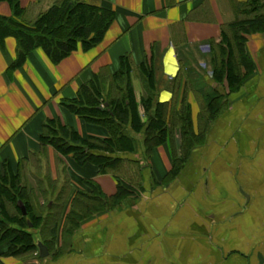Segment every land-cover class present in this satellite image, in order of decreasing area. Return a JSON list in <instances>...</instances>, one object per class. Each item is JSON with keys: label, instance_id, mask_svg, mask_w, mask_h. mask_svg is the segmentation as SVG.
<instances>
[{"label": "crops", "instance_id": "1", "mask_svg": "<svg viewBox=\"0 0 264 264\" xmlns=\"http://www.w3.org/2000/svg\"><path fill=\"white\" fill-rule=\"evenodd\" d=\"M53 1L20 0L23 20L32 7L40 6L32 14L35 19ZM82 1L116 12L92 49L74 51L57 64L35 49L10 76L6 68L15 57V39L7 37L0 49V167L8 161L14 172L19 170L43 217L47 211L41 205L60 196L63 212L55 222L60 230L71 197L78 190L89 191L84 180L109 197L116 192V175L132 191L110 211L81 221L68 238L57 231L45 257L38 250L5 255L9 240L0 241V264H264V26L244 34L251 71L203 125L202 141L189 149L182 147L177 124L149 156L140 148L142 134L131 131L136 148L115 153L125 162L114 174L99 173L91 163L78 165L71 155L38 140L49 118L82 137L107 136L103 126L84 121L61 102L75 97L92 74L117 70L122 54L131 59L141 120L146 117L138 65L146 61L154 69L155 100L168 102V112L188 109L196 134L207 96L227 92L225 83L212 78L211 41H220L221 30L228 33L227 24L253 18L257 10L264 13V0ZM10 14L8 3L0 1V15ZM175 160L182 163L171 174ZM127 163L136 167V176L123 171ZM29 231L36 244L42 242L38 229Z\"/></svg>", "mask_w": 264, "mask_h": 264}, {"label": "trees", "instance_id": "2", "mask_svg": "<svg viewBox=\"0 0 264 264\" xmlns=\"http://www.w3.org/2000/svg\"><path fill=\"white\" fill-rule=\"evenodd\" d=\"M0 1L8 3L11 9L9 16L0 15V49H4L7 37H13L16 43L15 57L6 68L7 76L21 68L28 54L35 49H40L53 64L59 63L74 51L86 52L92 49L103 40L116 16L115 10L107 5L82 0H54L32 22H26L23 20L25 9L20 0ZM256 1L252 0V3L255 4ZM248 23L254 25L248 28ZM263 26L264 13L257 10L253 18L227 24L229 31L226 33L221 30L219 42L211 41L212 78L217 83H225L227 92H215L207 96L203 115L200 116L203 125L214 119L227 104V93L238 90L248 77L251 69L244 50V34ZM118 61L117 70L108 75L104 72L92 74L87 82L79 86L75 97L61 102L66 109L84 121L103 126L107 136L82 137L72 127L62 124L56 118H49L42 124L38 136L40 145H50L61 155H71L78 165L91 163L99 173L115 174L124 161L115 153L134 152L136 148V139L130 135L131 131L142 134V144L147 156L166 141L170 132L169 125L172 123L171 112L167 111L168 102L155 100L153 66L146 61L138 65L144 91L140 105L146 117L142 121L130 78L131 59L128 54H122ZM107 78L108 89L105 87L106 82H103ZM175 118L179 123L182 147L189 149L202 141L204 129L196 134L192 132L188 109L181 110ZM181 163V160L174 161L171 174L176 173ZM114 176L117 181L116 192L109 197L102 195L93 181L84 180L89 191L78 190L71 197L70 208L62 224V235L72 234L80 222L90 216L120 205L132 188L123 179ZM60 199L58 195L49 206L47 202L41 205L47 211V215L43 217L39 208L34 205L30 188L21 183L19 170L14 172L8 161L1 164L0 241L9 240L5 255L20 256L38 250L29 229H38L41 241L49 250L53 249L55 238L51 229L58 218V213L54 214L53 211L63 207ZM18 201L24 204L25 215L21 213ZM56 254H60V250Z\"/></svg>", "mask_w": 264, "mask_h": 264}, {"label": "rangeland", "instance_id": "3", "mask_svg": "<svg viewBox=\"0 0 264 264\" xmlns=\"http://www.w3.org/2000/svg\"><path fill=\"white\" fill-rule=\"evenodd\" d=\"M87 1V0H86ZM88 1H90V0H88ZM92 1V0H91ZM39 7L40 6H38V7H36V6H34V7H32L31 9H29L28 11H27V13H26V15H25V17H24V21H26V22H32L33 20H34V16L32 15L33 14V12L35 11V10H37V9H39ZM40 11V10H39ZM100 72H103V71H100ZM108 79L109 78H107V81H103V82H106V85H105V87H106V89H108V87H109V81H108ZM184 101L182 100V102L181 103H183ZM181 107H182V105H181ZM184 109V108H183ZM182 109V110H183ZM175 111L176 112H174L172 109H171V114H170V118H171V122L172 123H170V125H169V128H170V133H172V131H173V126L175 125V124H179L178 123V121H177V119L175 118V116H178V113H179V110H176L175 109ZM203 115V114H202ZM196 124H197V130L196 131H201V130H203V122H202V120H201V118L200 117H197V121H196ZM140 148H144V146H143V144H142V147H140ZM145 152V151H144ZM125 161H123L122 162V164L124 163ZM123 169V171H127L128 170V172H129V174H131V175H133V174H135V176H136V171H135V169H136V167L135 166H132L131 164H126V165H124V167L122 168ZM127 173V172H126ZM122 174H123V172H122ZM133 182H135V177L133 176ZM49 181V180H48ZM132 188V187H131ZM54 197V196H53ZM33 198H34V194H33ZM46 199H49V198H46ZM34 201H36L35 199H34ZM58 204V203H57ZM110 211V210H109ZM54 212V214H57L58 213V218H57V221L60 219V215H61V213L63 212V209L61 208V209H58L57 211H53ZM92 218V217H91ZM58 225V224H57ZM57 225H54L53 227H52V229H51V232H52V235L54 236V238H55V236H56V234L58 235V232H61V230L59 229L60 228V224L58 225V227H57ZM57 229V230H56ZM58 231V232H57ZM33 232H34V230H33ZM35 233V232H34ZM36 234V233H35ZM73 234V233H72ZM72 234H65V235H62V236H64V237H66V238H68L70 235H72ZM55 240V239H54Z\"/></svg>", "mask_w": 264, "mask_h": 264}, {"label": "water", "instance_id": "4", "mask_svg": "<svg viewBox=\"0 0 264 264\" xmlns=\"http://www.w3.org/2000/svg\"><path fill=\"white\" fill-rule=\"evenodd\" d=\"M17 205L19 206L21 213L23 215H25L26 209H25L24 204L21 201H18ZM29 225H30V223H29ZM37 247H38V254L40 257H45L48 255V249H47V246L45 244H43L42 242H37Z\"/></svg>", "mask_w": 264, "mask_h": 264}]
</instances>
